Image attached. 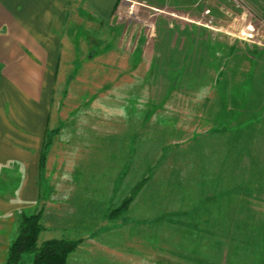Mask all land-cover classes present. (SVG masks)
Returning <instances> with one entry per match:
<instances>
[{"label": "rangeland", "instance_id": "obj_1", "mask_svg": "<svg viewBox=\"0 0 264 264\" xmlns=\"http://www.w3.org/2000/svg\"><path fill=\"white\" fill-rule=\"evenodd\" d=\"M169 1L86 24L58 72L38 197L0 184V264L39 211V245L81 241L67 264H264V15Z\"/></svg>", "mask_w": 264, "mask_h": 264}, {"label": "crops", "instance_id": "obj_2", "mask_svg": "<svg viewBox=\"0 0 264 264\" xmlns=\"http://www.w3.org/2000/svg\"><path fill=\"white\" fill-rule=\"evenodd\" d=\"M139 1L163 8L171 4L169 0ZM244 1L264 15V0ZM120 3L121 0H0V184L8 180L4 185L17 193L18 202L38 197L40 157L50 132L59 70L76 55L79 43L86 42V24L112 16ZM170 8L168 11L175 13ZM191 29L187 26L186 34ZM54 145L52 140L45 171ZM97 145L94 141L93 146ZM5 215L7 211L2 216Z\"/></svg>", "mask_w": 264, "mask_h": 264}, {"label": "trees", "instance_id": "obj_3", "mask_svg": "<svg viewBox=\"0 0 264 264\" xmlns=\"http://www.w3.org/2000/svg\"><path fill=\"white\" fill-rule=\"evenodd\" d=\"M52 138L47 133L40 157V171L44 174L48 148ZM43 212L24 215L19 228V235L12 243L4 264H67L68 257L80 246L81 241L48 239L39 245V238L44 227L41 223ZM31 256L29 262L24 261Z\"/></svg>", "mask_w": 264, "mask_h": 264}, {"label": "built area", "instance_id": "obj_4", "mask_svg": "<svg viewBox=\"0 0 264 264\" xmlns=\"http://www.w3.org/2000/svg\"><path fill=\"white\" fill-rule=\"evenodd\" d=\"M126 2H127V0H125ZM123 2V1H122ZM121 2V3H122ZM120 3V5H119V7L117 8V11L114 13V15H116V18L118 17V19H120L121 21H128L129 20V18H131V19H134V16H128V15H132V13H133V15L135 14L134 13V10H137V8L135 7V5L133 4V3H131V9L132 10H129L128 8H127V11H126V13H125V10L122 8L123 6H122V4ZM131 13V14H130ZM161 14V13H160ZM163 14H167L165 11H164V13ZM168 15V14H167ZM136 20V19H135ZM254 31H255V29H254ZM256 32V31H255ZM241 36H243V38H246V40H252V41H254V42H256V37H255V35L253 34H249V33H241L240 34ZM259 43V42H258Z\"/></svg>", "mask_w": 264, "mask_h": 264}]
</instances>
